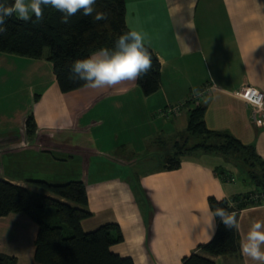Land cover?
<instances>
[{
  "label": "crops",
  "instance_id": "0c3cea01",
  "mask_svg": "<svg viewBox=\"0 0 264 264\" xmlns=\"http://www.w3.org/2000/svg\"><path fill=\"white\" fill-rule=\"evenodd\" d=\"M257 3L264 0H125L127 28L146 34L160 63V89L148 97L137 80L64 94L50 62L0 53V179L29 187L23 173L37 169L42 179L83 182L91 216L82 230L117 225L122 241L111 251L134 264H183L207 244L206 202L220 195L219 182L241 241L253 221H264V201H250L263 192L236 164L201 153L181 157L177 170L164 167L186 133L193 106L179 104L196 97L194 88L206 91L199 103L206 127L254 146L264 161V128L251 124L250 108L232 93L246 85L264 93V7ZM37 229L22 214L0 218V253L39 264ZM206 257L255 264L240 250Z\"/></svg>",
  "mask_w": 264,
  "mask_h": 264
},
{
  "label": "trees",
  "instance_id": "16d2710c",
  "mask_svg": "<svg viewBox=\"0 0 264 264\" xmlns=\"http://www.w3.org/2000/svg\"><path fill=\"white\" fill-rule=\"evenodd\" d=\"M13 0H0L11 4ZM98 11L108 13V19L96 21L77 13L68 25L60 23L61 13L46 7L42 22H22L15 17L7 20V33L0 35V53L45 60L52 64L62 93L84 87V82L71 78L70 68L75 60L85 59L100 48L113 49L118 36L130 31L125 23V0H96ZM147 47V46H146ZM148 48V47H147ZM149 49V48H148ZM152 68L137 79L142 94H155L161 86L160 63L154 53ZM202 99L188 98L183 107L191 104L186 133L175 142L172 153L165 160L164 169L177 170L181 157L209 154L220 156L236 164L243 176L250 178L264 195V161L252 145H244L226 132L209 130L204 122L205 107ZM190 102V103H189ZM175 108V107H171ZM26 132L31 134L35 124L30 115L25 121ZM24 187L0 179V218L11 214L29 217L37 226L34 258L39 264H134L111 251L122 241L117 225L106 224L85 233L81 222L90 218L87 210L86 187L83 182L52 183L32 179ZM259 192V191H258ZM208 203L234 211L227 201L209 198ZM48 221L49 223H47ZM213 238L201 245L197 252L184 258L183 264H215L209 257L237 255L240 239L236 229H226L216 219ZM0 264H16L12 257L0 253Z\"/></svg>",
  "mask_w": 264,
  "mask_h": 264
},
{
  "label": "clouds",
  "instance_id": "9594fccd",
  "mask_svg": "<svg viewBox=\"0 0 264 264\" xmlns=\"http://www.w3.org/2000/svg\"><path fill=\"white\" fill-rule=\"evenodd\" d=\"M96 0H13L11 4L0 3V35L7 33V20L15 17L22 22H42L44 11L50 7L61 13L60 23L68 25L71 17L77 13L90 16L96 21L108 19V13L98 11ZM257 7L261 9L264 5ZM146 34L130 30L118 36L113 49L100 48L85 59L73 61L71 78L84 82V87L97 89L112 86L122 81H135L146 75L152 68V55L146 47ZM213 87H218L213 83ZM193 95H202L199 89L192 90ZM220 195L216 199L222 200L227 194L217 182ZM207 232L209 240L215 235L216 219L226 229H238V214L228 208L212 205L206 202ZM240 251L243 256L255 262L264 264V221L255 220L251 223L247 233L240 241Z\"/></svg>",
  "mask_w": 264,
  "mask_h": 264
},
{
  "label": "built area",
  "instance_id": "2783aa9c",
  "mask_svg": "<svg viewBox=\"0 0 264 264\" xmlns=\"http://www.w3.org/2000/svg\"><path fill=\"white\" fill-rule=\"evenodd\" d=\"M202 96H205L206 91L201 92ZM233 95L239 97L249 108H250V120L251 124L258 128H264V93L259 89L246 85L242 86L238 90L232 91ZM194 100H197V97H193ZM178 112V107L168 108V112L174 113ZM176 112V113H177ZM232 182L235 181L234 178L231 179ZM264 201V195L262 193H254L250 196V201L258 202Z\"/></svg>",
  "mask_w": 264,
  "mask_h": 264
},
{
  "label": "rangeland",
  "instance_id": "374dc122",
  "mask_svg": "<svg viewBox=\"0 0 264 264\" xmlns=\"http://www.w3.org/2000/svg\"><path fill=\"white\" fill-rule=\"evenodd\" d=\"M203 2L204 1H206V0H202ZM237 97V96H236ZM237 98H239V97H237ZM198 155H200V154H198ZM194 156H197V155H194ZM43 172V171H42ZM38 174H39V170L37 171V169H35L34 171H32L31 173H23V177L24 178H30V180L31 179H35V180H47V181H49V182H52V183H57V184H61L62 182H65L66 183V181H58V179L56 178L55 180L54 179H42V177H40V176H38ZM29 189H30V187H28ZM47 223H49L48 221H46Z\"/></svg>",
  "mask_w": 264,
  "mask_h": 264
}]
</instances>
